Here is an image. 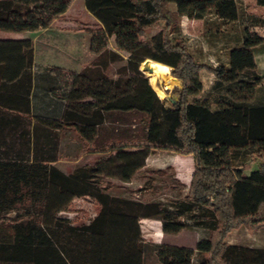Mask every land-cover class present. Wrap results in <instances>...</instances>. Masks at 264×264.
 <instances>
[{
	"label": "trees",
	"instance_id": "1",
	"mask_svg": "<svg viewBox=\"0 0 264 264\" xmlns=\"http://www.w3.org/2000/svg\"><path fill=\"white\" fill-rule=\"evenodd\" d=\"M70 2L0 0V29L48 28ZM84 5L100 23L90 36L94 56L74 72L56 99L58 109L54 102L50 115L37 118L26 139L32 148L0 150V264H148L149 255L158 264H264V246L227 239L234 227L264 226V160L250 168L252 155L263 152L254 144L264 143V71L256 59L264 34L254 28L264 24V16L247 11L242 0H84ZM184 15L239 21L227 46L228 63L199 60L177 38ZM159 19L164 26L140 38ZM123 52L139 57L136 70ZM148 57L154 61H144ZM33 61L31 37H0V67L10 80L0 88L12 90L6 102L0 93V104L30 110ZM115 61L121 62L110 74ZM147 64L171 68L181 84L159 96L140 68L152 75L157 69L148 71ZM203 69L214 80L198 95ZM20 87L26 92L17 94ZM130 110L142 112L143 135L94 147L106 117ZM69 127L87 147L104 153L67 172L54 161L60 158L62 130ZM156 147L194 154L186 193L162 201L101 185L102 174L130 180ZM83 195L98 202L88 220L61 214ZM145 216L162 219L166 229L207 230V248L145 239L140 221ZM202 240L199 235L197 244Z\"/></svg>",
	"mask_w": 264,
	"mask_h": 264
},
{
	"label": "rangeland",
	"instance_id": "2",
	"mask_svg": "<svg viewBox=\"0 0 264 264\" xmlns=\"http://www.w3.org/2000/svg\"><path fill=\"white\" fill-rule=\"evenodd\" d=\"M242 1L243 6L247 11L264 16V5L258 4L255 0ZM164 24L165 20L159 19L154 24L147 26L144 33L140 35V38H148L150 35L161 29ZM99 26V21L86 9L84 0H71L66 12L60 15L55 21V26H49L47 30L39 32L38 36L41 40H46L47 37L54 33L55 38H57L56 40H58V37L65 42L72 41V39H74L76 47L75 50H72L74 53L70 54L78 59L83 58L84 61H86L91 58V55L95 54L90 48L89 40L91 33L98 29ZM239 28V21H220L218 19L214 20V18H208L207 21H205L201 18L188 17L184 15L181 18V30L176 34V36L178 39L187 44L189 49L199 60L212 63L213 60H210L209 56H212L213 54L210 51L213 52L215 49L217 51L218 49H222V51L223 49L225 50L230 41L234 39V37H232L233 33L238 31ZM254 28L264 34V24H257ZM73 30L80 31L75 32L74 35L73 32H71ZM110 45H114L113 39L110 40ZM55 46H57V44ZM61 49V52L63 53L71 51L67 50V48L63 45H61ZM53 50L55 51L56 49L54 48ZM123 53L128 65L136 70L135 61L139 57L133 53ZM256 54L258 56L257 59L259 65L262 67V65H264V44L257 48ZM66 56L69 57V55ZM150 60L154 61V59L151 58L148 59L147 62ZM120 62L121 61H115L108 69V72L113 74L115 67ZM154 63L159 62L155 61ZM154 65L158 68H153L163 74L158 75L156 79L151 78L154 70L152 71V75H150L144 71L143 65L140 66V68L142 67L141 69L143 72L148 75L150 83L156 89L159 96L172 94L173 92H167L166 89H171L174 85H180L181 81L171 73V68L163 67L157 64ZM202 72L206 74L210 71L203 69ZM141 116L142 112L134 110L110 114L100 126L98 136L93 141V146H102L111 138L118 139L122 137L142 136L144 132V125L141 120ZM62 139L63 144L60 150V158L55 162L66 171L73 170L76 167L83 165H91L100 155L104 153L102 151L92 150L91 148L93 146L87 147L74 128H70L65 132H62ZM110 153H113V151L111 150L108 152V154ZM148 157V164L136 171L132 181L124 182L117 176L102 174L100 176V180L102 179L101 185H104L107 190L113 192H120L125 187V189H127L126 191L132 195H138L141 198L156 196L162 201H166L170 197L173 191L172 189H180V192L183 194L187 192L192 177L191 171L193 173L195 167V157L193 153H184L166 147H156L153 148ZM179 172L184 175L183 181L175 177V174ZM175 179H177V181ZM139 188H141V190H139ZM97 209L98 202L90 196L83 195L74 198L68 208L65 209L64 212H61V214L67 215L71 217L73 221L79 222L88 220L97 211ZM13 214L14 213L12 212L10 215ZM189 221L190 220H188V222ZM142 226L143 236L145 239L152 241L155 235L153 232L154 225L152 218L148 217L142 219L141 227ZM260 228L264 229V226H261ZM241 229H246L244 231H246V233H250L249 235L247 234L246 237L253 241V238L257 236L255 234H257L256 231L259 228L252 230L242 225L234 227L227 233V239L229 236L234 239H243V235L238 232ZM169 230H175L174 226H171ZM194 231H197L198 235H202V237H204V242L202 240L197 245L201 249L205 250L208 245V242L205 241L208 234L207 230L203 229L198 232V230L195 229L185 228L182 230L181 234L188 239V242L195 243L197 233ZM165 237V239H168L167 237L171 239L176 238L173 235ZM246 237L245 239L248 240ZM146 260L149 261L147 262L148 264H158V260L154 257L151 258V255H149Z\"/></svg>",
	"mask_w": 264,
	"mask_h": 264
},
{
	"label": "crops",
	"instance_id": "3",
	"mask_svg": "<svg viewBox=\"0 0 264 264\" xmlns=\"http://www.w3.org/2000/svg\"><path fill=\"white\" fill-rule=\"evenodd\" d=\"M66 10L63 13L59 14L56 18H54L50 26L54 27L55 21L58 19L60 15L64 14ZM211 17L212 16L208 18H211ZM229 21L235 22L236 20H229ZM43 30H47V28H40V29L32 30V31L31 30L15 31V30L0 29V37H16V38L17 37L18 38L31 37L34 41V61L31 64V66L28 68L31 73V89L29 93L30 110L26 111V110H22L19 108L10 107L6 104H0V150H25L27 148H32V146H28V144H32V141L31 143H28L26 139L29 137L28 132L30 131L31 133L32 131V126L34 124L37 125V118L50 115V113H52L50 109L54 108V102H55V107L58 109V105H57L58 104L57 100L59 98L58 96L61 95V93L66 89L67 86H69V83L71 81V78L74 72L82 68V66L94 56V55H91V58H89L86 61H84L83 58L78 59L72 56L70 53H74L72 52V50H75V47H76L74 39H72V41L65 42L61 40L60 37H58V40H56L57 38H55L54 36L55 34L52 33L53 36L51 35L47 37L46 40H41L40 37L38 36V33L43 32ZM78 31L73 30L71 32H73V34L75 35V32H78ZM232 43L233 41H230L228 45H231ZM56 44L57 46H55ZM61 45L65 46L67 50L69 51L71 50V51L65 52V53L61 52L62 50ZM227 46L225 50L223 49V51L222 49H218V51L215 49L213 52L210 51L213 55L209 57H210V60H213L212 62L213 64L217 63L218 61L228 63ZM54 48L56 49L55 51L53 50ZM66 55H69V57H67ZM257 57L258 56L256 54V59ZM257 66L260 71H264V65H262L261 67L259 65L258 59H257ZM5 74L6 73L3 72V70L0 67V82L10 81L9 79L4 77ZM17 77H20V74H17ZM201 77L203 81V87L199 91V93H197L198 95L211 89V85L214 80V74L212 72H208L206 74L201 72ZM8 83L10 84V82ZM11 91L12 90L7 85L0 88V93H3L1 94L3 97L1 100H3V102L7 101L8 95L12 93ZM16 91H17V94L18 92L19 93L26 92V90L22 89V87L18 88ZM42 126L43 125L40 124V127ZM70 128L71 127L64 128L62 131L65 132L67 129H70ZM63 139L61 137V142L59 144L60 149L62 148ZM258 145H260L261 151L263 152L254 153L252 155L250 168L256 167L260 161L264 160V143L254 144V146H258ZM64 147H68V146H64ZM148 158L149 157L147 156L146 162L142 167L148 164ZM55 161L54 163H56ZM191 174H192V171H191ZM134 175L132 176L130 180H126V181L123 180V181L124 182L132 181ZM183 176L184 175H182L180 172L175 174V177L181 181L184 180ZM175 180L177 181V179ZM172 190H173L172 191L173 195L176 194L177 192L180 195H183V193L180 192V189L179 190L172 189ZM64 211L65 210H61V212H64ZM12 212L14 213V211H9L8 213L11 214ZM145 218H148V217L145 216L140 219L141 224H142V219H145ZM151 218L153 220V225H154L153 232L155 233L154 239H152V241L182 244V245H188V246L197 248V242L199 238L197 231H194L197 233L196 242L190 243L188 242V239L181 234L182 230L185 228H178L173 231H170L169 229H166L164 227V222L162 219L156 218V217H151ZM142 229H143V226H142ZM244 230L246 229H241L240 231H238L240 232V234L243 235L244 237L243 239H234L229 236L228 241L230 243H242V244H248L251 246H264V231H262L264 229L259 228L256 231L257 234L255 235L257 236L253 238L254 239L253 241L249 240V238L246 237L247 234L249 235L250 233L248 231H247L248 233H246V231ZM171 235L175 236L176 238L171 239L167 237L168 239H165L166 238L165 236H171ZM245 237L248 240H246Z\"/></svg>",
	"mask_w": 264,
	"mask_h": 264
},
{
	"label": "bare ground",
	"instance_id": "4",
	"mask_svg": "<svg viewBox=\"0 0 264 264\" xmlns=\"http://www.w3.org/2000/svg\"><path fill=\"white\" fill-rule=\"evenodd\" d=\"M147 59H148V58H146L144 61L147 62V61H148ZM144 61H143V62H144ZM145 69H147L148 71H152V70H153V69H152L150 66H148V65L145 66ZM161 74H162V73H160L159 71L154 70V73H153V75H152L151 78H152V79H156L157 76H158V75H161ZM162 75H163V74H162ZM159 80H160V79H159ZM169 81H172V80H169ZM174 82H175V81H174Z\"/></svg>",
	"mask_w": 264,
	"mask_h": 264
},
{
	"label": "water",
	"instance_id": "5",
	"mask_svg": "<svg viewBox=\"0 0 264 264\" xmlns=\"http://www.w3.org/2000/svg\"><path fill=\"white\" fill-rule=\"evenodd\" d=\"M148 59H151V58L148 57ZM151 68H153V67L151 66Z\"/></svg>",
	"mask_w": 264,
	"mask_h": 264
}]
</instances>
